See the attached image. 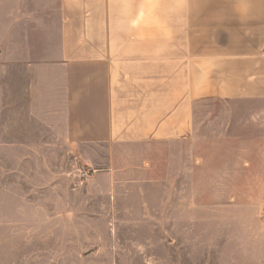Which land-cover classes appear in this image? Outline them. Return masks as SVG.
<instances>
[{"label": "crops", "instance_id": "1", "mask_svg": "<svg viewBox=\"0 0 264 264\" xmlns=\"http://www.w3.org/2000/svg\"><path fill=\"white\" fill-rule=\"evenodd\" d=\"M107 1L0 0V61L33 77L54 70L49 93L32 80V101L50 102L95 169L80 193L99 210L125 200L132 213L144 191L180 181L176 159L204 98H264V0H171L137 27L119 26Z\"/></svg>", "mask_w": 264, "mask_h": 264}, {"label": "rangeland", "instance_id": "2", "mask_svg": "<svg viewBox=\"0 0 264 264\" xmlns=\"http://www.w3.org/2000/svg\"><path fill=\"white\" fill-rule=\"evenodd\" d=\"M106 3L119 26L137 27L172 1ZM36 72L0 61V264H264V98H204L176 187L155 184L132 213L125 200L99 210L80 193L95 169L69 147L50 102L32 101V80L49 93L54 70Z\"/></svg>", "mask_w": 264, "mask_h": 264}, {"label": "built area", "instance_id": "3", "mask_svg": "<svg viewBox=\"0 0 264 264\" xmlns=\"http://www.w3.org/2000/svg\"><path fill=\"white\" fill-rule=\"evenodd\" d=\"M89 172H90L89 170H83V171H82V174H83V175H87Z\"/></svg>", "mask_w": 264, "mask_h": 264}]
</instances>
